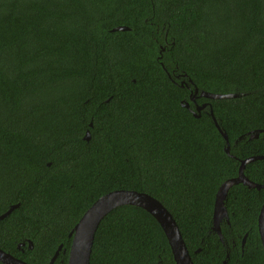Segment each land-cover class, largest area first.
<instances>
[{
  "label": "trees",
  "instance_id": "obj_1",
  "mask_svg": "<svg viewBox=\"0 0 264 264\" xmlns=\"http://www.w3.org/2000/svg\"><path fill=\"white\" fill-rule=\"evenodd\" d=\"M195 89L207 103L198 116ZM254 155L264 0H0V215L17 204L0 218L4 251L48 264L61 244L53 264H67L83 212L126 189L165 206L194 264H264V188L232 185L223 242L211 229L219 185ZM243 173L264 185V158ZM89 264L175 261L154 216L123 204L99 222Z\"/></svg>",
  "mask_w": 264,
  "mask_h": 264
},
{
  "label": "water",
  "instance_id": "obj_2",
  "mask_svg": "<svg viewBox=\"0 0 264 264\" xmlns=\"http://www.w3.org/2000/svg\"><path fill=\"white\" fill-rule=\"evenodd\" d=\"M118 29H124V27H115L113 30ZM196 95L197 89L194 90L192 95L190 94V99L192 101H195ZM199 95L209 98H226L236 96L235 93H212L207 91H200ZM206 104L207 103L205 102L201 105L196 106V111H198V113L196 114L195 111H192L193 114L198 116L201 108ZM184 106L189 107V102L186 101ZM210 114L212 115L213 120H215L211 107ZM215 125L225 139L226 145L224 147V150L226 151V153H228V136L226 132L221 130L216 121ZM259 132L261 131H253L250 133L249 137H258ZM88 136L89 133L86 132L84 137L87 139ZM261 158H264V155H254L241 160L237 175L223 181L219 185L215 193L212 210L211 229L217 233L219 239L222 242L223 238L220 224L223 220L228 221V213L224 204V199L226 198L227 192L232 185L237 183H243L248 187H255L257 189L264 188V185L251 181L243 173V167L245 163L254 159ZM123 204L137 205L154 216L166 235L175 264H194L182 238L178 225L176 224V221L171 213L165 208V206L158 199L147 193L126 189H116L101 195L83 212L79 220L75 223L71 231L68 233V236L71 237V243L67 257V264H89L94 234L99 225V222L111 209ZM15 207H17V204L11 205L4 213L0 215V218L4 217ZM257 228L264 256V201L260 207V211L257 217ZM245 237L246 235H244L242 239V244L244 243ZM28 244L29 248H31L32 245L30 240H28ZM61 247V244L57 247L48 264H53ZM227 256L228 253L226 254V257ZM0 261L5 264H29L28 262L13 256L12 254L4 251L1 248Z\"/></svg>",
  "mask_w": 264,
  "mask_h": 264
},
{
  "label": "flooded vegetation",
  "instance_id": "obj_3",
  "mask_svg": "<svg viewBox=\"0 0 264 264\" xmlns=\"http://www.w3.org/2000/svg\"><path fill=\"white\" fill-rule=\"evenodd\" d=\"M177 77H179V76H177ZM192 95V94H191ZM189 99H190V96H189ZM191 100V99H190ZM192 104H193V108L196 110V106H198V105H201V104H203V102H201L200 104L199 103H197L196 102V97H195V101H192ZM189 107H190V105H189ZM205 107V106H204ZM204 107H202L201 109H203ZM191 108V107H190ZM192 109V108H191ZM223 222V221H222ZM221 222V223H222ZM23 242H21V244H22ZM26 243H28V242H26ZM25 243H23L21 246H23ZM20 246V245H19ZM28 246H29V244H28Z\"/></svg>",
  "mask_w": 264,
  "mask_h": 264
}]
</instances>
